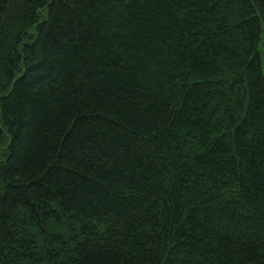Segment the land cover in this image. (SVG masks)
I'll list each match as a JSON object with an SVG mask.
<instances>
[{
    "label": "trees",
    "instance_id": "trees-1",
    "mask_svg": "<svg viewBox=\"0 0 264 264\" xmlns=\"http://www.w3.org/2000/svg\"><path fill=\"white\" fill-rule=\"evenodd\" d=\"M0 264H264V0H0Z\"/></svg>",
    "mask_w": 264,
    "mask_h": 264
}]
</instances>
